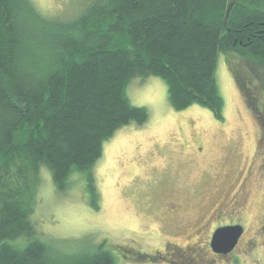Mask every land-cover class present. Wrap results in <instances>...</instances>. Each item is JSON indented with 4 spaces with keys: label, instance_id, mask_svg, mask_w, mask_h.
I'll list each match as a JSON object with an SVG mask.
<instances>
[{
    "label": "trees",
    "instance_id": "16d2710c",
    "mask_svg": "<svg viewBox=\"0 0 264 264\" xmlns=\"http://www.w3.org/2000/svg\"><path fill=\"white\" fill-rule=\"evenodd\" d=\"M257 2L93 0L75 18L52 21L31 0H0V264H117L106 242L62 253L39 237L41 168L59 191L81 175L98 210L93 169L104 143L148 117L127 98L134 78L162 79L175 111L198 105L222 120L218 55L264 63V37H252L264 29Z\"/></svg>",
    "mask_w": 264,
    "mask_h": 264
},
{
    "label": "rangeland",
    "instance_id": "374dc122",
    "mask_svg": "<svg viewBox=\"0 0 264 264\" xmlns=\"http://www.w3.org/2000/svg\"><path fill=\"white\" fill-rule=\"evenodd\" d=\"M92 1L31 0L37 11L52 21L75 18ZM241 1L251 3L252 7L259 0ZM232 70L238 73L251 96L246 97L238 87ZM215 76L223 98L222 120L198 105L175 111L167 98V86L160 78L132 79L126 87L127 98L132 105L144 107L148 117L141 126L132 123L118 130L111 145L104 143L102 156L93 169L98 210L91 209L85 200L81 175L71 177L67 188L59 191L49 170L42 167L32 213L39 237L62 253L102 242H106L105 247L114 248V256L133 248L150 253L166 241L180 246L188 243L195 250L197 240L203 244L209 237L203 232L196 234L201 231L195 228L207 221L210 227L209 220L217 209L243 185L245 194L239 198L244 207H238L241 219H234L237 217L232 215L221 220L244 223L239 247L224 259L203 247L204 256L201 249L198 264H264V230L259 228L264 222L261 168L264 136L251 114L249 100L255 97L264 117V63L246 59L240 51L219 54ZM196 147L202 148V154H198ZM161 178L172 180L173 185L160 199L175 201L169 195L175 194L181 199L184 195L179 193L188 192L185 197L191 216L200 215L201 223L191 224L185 232H166L159 228L144 202L151 196L146 191L147 185L152 186L149 181ZM187 236L191 237L190 242Z\"/></svg>",
    "mask_w": 264,
    "mask_h": 264
},
{
    "label": "flooded vegetation",
    "instance_id": "af4514ba",
    "mask_svg": "<svg viewBox=\"0 0 264 264\" xmlns=\"http://www.w3.org/2000/svg\"><path fill=\"white\" fill-rule=\"evenodd\" d=\"M261 25H263L264 27L263 23ZM247 29L251 37V32H250L251 26H249ZM263 33H264V29H259L254 34H252V37L263 39L264 37ZM237 36L238 38H243L245 34L244 32H242V33L237 34ZM248 39L249 37H247V40ZM239 44H241V41L239 42ZM232 74L235 76V80L239 84V85L237 84L238 87L240 89H243V91L245 92V96L246 97L251 96L252 94L247 92V88L245 84L241 81V78H239L238 73L233 72L232 70ZM251 74H253L252 71H251ZM249 100L251 101V110H252L251 114L253 118L255 119V121L259 123L261 127V131H262V136H264V117L259 111V108L257 107V102L255 100V97H250ZM115 137L116 135H114L108 141L110 145ZM186 146L189 147L188 145ZM195 149L198 152V154H202L201 147H196ZM261 168H263V173H264V164L261 165ZM149 182L152 183V186L147 185L146 191L151 193V196L148 197L149 199L146 204L144 202V206L150 212L152 211L151 218L155 221L156 224H158L161 230L166 231V232H177V231L185 232L189 227H191V224L198 225L199 223H201L202 220H200L201 218L200 215H195L194 217L191 216L192 210L185 197V196L188 197L187 195L188 192L183 191V193L182 192L179 193V194L184 195V197H181V199L178 196H175V194L169 195L170 197H174L176 199L175 201L173 200L166 201V199L161 200L160 197L163 192L165 193L166 190H172L171 189L173 185L172 180L168 181L167 179L164 180L163 178H161V180L156 179V180H151ZM241 194L243 195L245 194V192L243 191V185L237 190V192H235L230 197L231 199H229V201H227L226 203L222 205V207H219L217 209L218 212L216 213L215 216L212 217V220L208 219L211 222L210 227L207 225V222H208L207 221L205 225L204 224L199 225L198 228L197 227L195 228V231L196 230L201 231V232L196 231V234H200L202 232L204 233L205 236H208L207 234H209L208 239H206L203 244H201V240H197V244L195 245L196 247L195 250H191L190 245L188 243L184 246L182 245L180 246L177 243L166 241L162 243V246L160 249H155L150 253L145 252L144 250L142 251L139 248L138 249L133 248L131 250L124 251L123 253L119 252L117 256H115L117 259V264H147V263L149 264H177L176 261L180 262V264H198V261H200L199 259L202 258L201 249L203 247H206L212 253V255L216 257H219L221 259L226 258L230 253L234 252V250L239 247L243 234L245 232L244 223L240 222V220L239 222L233 221L234 219H238V218L241 219V217L239 216L241 214V211L240 209L238 210V207L239 208L244 207L243 201L240 202L241 200L239 198ZM203 207L204 205L201 206L199 212L202 211ZM232 215H236L237 218H234L232 220L230 219L225 222H221L223 218L232 217ZM217 222H221V223H217ZM233 225H240L243 228V234L239 238L237 245L235 246L233 251L226 255L213 252L210 246V241H211L213 232L217 228L225 227V226H233ZM259 228L261 230H264V222ZM190 238H191L190 236H187L188 242H190ZM188 249H190L193 252L194 257L190 253V250ZM202 253H203V249H202ZM203 256H204V253H203Z\"/></svg>",
    "mask_w": 264,
    "mask_h": 264
},
{
    "label": "water",
    "instance_id": "95a60500",
    "mask_svg": "<svg viewBox=\"0 0 264 264\" xmlns=\"http://www.w3.org/2000/svg\"><path fill=\"white\" fill-rule=\"evenodd\" d=\"M229 10L230 7L228 13ZM242 234L243 228L240 225L217 228L211 237V249L215 253L226 255L233 251Z\"/></svg>",
    "mask_w": 264,
    "mask_h": 264
}]
</instances>
